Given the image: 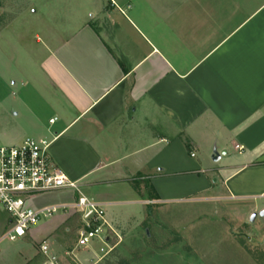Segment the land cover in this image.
Returning a JSON list of instances; mask_svg holds the SVG:
<instances>
[{"label": "crops", "instance_id": "0c3cea01", "mask_svg": "<svg viewBox=\"0 0 264 264\" xmlns=\"http://www.w3.org/2000/svg\"><path fill=\"white\" fill-rule=\"evenodd\" d=\"M47 1L46 54L28 82L39 97L32 129L10 145L49 140L52 166L104 205L107 234L143 219L148 187L162 202L180 178L188 194L207 172L232 198L264 194V0ZM214 151L221 165L204 170ZM72 218L79 226L61 214L28 234ZM100 241L104 250L109 235ZM65 253L78 264L99 257Z\"/></svg>", "mask_w": 264, "mask_h": 264}, {"label": "rangeland", "instance_id": "374dc122", "mask_svg": "<svg viewBox=\"0 0 264 264\" xmlns=\"http://www.w3.org/2000/svg\"><path fill=\"white\" fill-rule=\"evenodd\" d=\"M48 3L0 0V146L15 143L32 129L29 109L36 111L38 96L28 82L39 75L37 65L46 54ZM51 5L57 7L58 14L59 4ZM37 37L40 43H36ZM239 160L233 154L228 162L237 164ZM220 165L219 161L210 162L203 169L210 171ZM228 173L223 170L218 176ZM205 175L195 185L200 190L189 194L185 189L191 183L180 178L176 181L178 189L168 193V199L162 202L151 199L156 196L148 187L143 219L128 227H118L117 234H106L109 242L102 245L104 250L95 245L102 243L97 238L87 248L76 247L79 228L76 218L55 223L48 232L35 237L27 234L15 240L2 238L10 225L7 214L0 210V264H41L46 259L39 252L42 242L48 246V255L60 264H78L66 251L99 253L98 258L86 260L85 264H264V217L258 215L262 210L252 212L254 205L264 208V197L232 198L223 186L214 189L212 173ZM217 183L220 185L221 181ZM77 196L70 194L66 199L45 195L40 201L69 203L66 200ZM253 213L257 216L250 222ZM49 220H41L33 228Z\"/></svg>", "mask_w": 264, "mask_h": 264}, {"label": "built area", "instance_id": "2783aa9c", "mask_svg": "<svg viewBox=\"0 0 264 264\" xmlns=\"http://www.w3.org/2000/svg\"><path fill=\"white\" fill-rule=\"evenodd\" d=\"M49 145L47 139L27 137L20 144L0 146V210L7 214L10 225L2 238L15 240L27 235L41 220L76 214L80 221L77 248L87 247L95 238L104 240L109 229L104 205L84 195L76 181L52 166ZM58 190H71L78 196L69 203L38 209L27 205V197L32 194ZM39 252L46 258L41 264H60L48 255L45 242L39 245Z\"/></svg>", "mask_w": 264, "mask_h": 264}, {"label": "water", "instance_id": "95a60500", "mask_svg": "<svg viewBox=\"0 0 264 264\" xmlns=\"http://www.w3.org/2000/svg\"><path fill=\"white\" fill-rule=\"evenodd\" d=\"M223 153V152H222ZM213 160L214 161H217L219 159V155L216 151L213 152ZM260 217H264V210L260 211L259 214H258ZM257 214L256 213H253L250 218H249V221L250 222H253L256 218Z\"/></svg>", "mask_w": 264, "mask_h": 264}]
</instances>
